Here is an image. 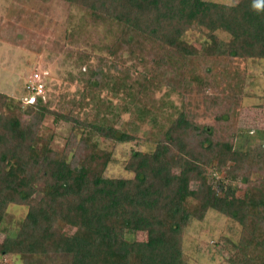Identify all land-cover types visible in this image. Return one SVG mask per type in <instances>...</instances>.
<instances>
[{
  "label": "trees",
  "instance_id": "16d2710c",
  "mask_svg": "<svg viewBox=\"0 0 264 264\" xmlns=\"http://www.w3.org/2000/svg\"><path fill=\"white\" fill-rule=\"evenodd\" d=\"M60 1L82 12L80 24L106 28L101 50L108 59L98 56L93 66L90 55L79 57L85 66L80 105H92L90 121L38 99L25 105L33 118L25 123L21 108L0 93V226L10 205L27 208L0 242V255L30 257V264H50L52 256L67 264H186L182 235L212 209L240 227L236 241L216 242L218 253L229 264H264V129L240 133L236 143L221 141L168 100L176 94L183 103L192 85L206 89L213 72L201 62L220 55L264 60V12L252 11L251 0ZM193 30L203 47L185 39ZM127 59L133 63L125 65ZM164 108L174 111L166 112L167 125L157 123ZM121 112L152 123L156 132L145 141L153 147L130 153L124 169L131 177H106L112 155L91 136L137 140L127 124L118 125ZM46 116L88 131L71 157L54 152L40 134ZM64 225L74 233L63 234Z\"/></svg>",
  "mask_w": 264,
  "mask_h": 264
},
{
  "label": "rangeland",
  "instance_id": "374dc122",
  "mask_svg": "<svg viewBox=\"0 0 264 264\" xmlns=\"http://www.w3.org/2000/svg\"><path fill=\"white\" fill-rule=\"evenodd\" d=\"M209 1L231 4L233 0ZM81 16L82 12L77 7L60 0H0V93L14 100L21 108V121H33L26 113L27 106L21 101L26 96L25 83L33 72L41 74L43 78L48 109L76 116L81 121L93 119L92 105H80L85 66L84 60L79 57L84 52L90 55L93 66L98 56L108 59L101 46L109 36L102 25L92 26L85 24L84 20L80 24ZM220 37L223 40L228 38L224 33ZM185 39L203 47L204 39L197 31L187 32ZM132 63V60L127 59L125 65ZM205 67H211L213 72L207 80L206 89H196L192 85V91L183 103L176 94H172L168 100L172 101L175 108L189 113L193 122L211 129L221 141L236 143L240 133L256 134V131L263 130L264 60L235 59L220 55L201 62L200 68ZM200 72L203 74V71ZM165 90L162 88L155 95L156 100L161 98ZM103 94L115 106L120 105L121 100L111 98L106 92ZM164 110L157 115V123L167 125L166 112L171 114L174 111L170 108ZM124 123L129 133L136 134L137 140L113 143L91 136L99 147L112 155V161L104 172L106 177H131L124 169L130 153L148 152L153 147V144L145 141L150 132H156L151 122L139 124L130 113L121 112L118 125ZM84 132L88 134L87 130ZM84 132L82 127H75L71 123L60 121L54 124L51 116H46L40 126V134L50 141L53 151H69L68 157L77 150ZM259 143L260 139L256 137L255 143L251 145L254 152L258 151ZM26 211L25 206L8 207L0 226V242L18 227ZM74 231L75 228L68 225L62 228L65 235H71ZM239 233L240 227L236 222L209 209L203 220H192L182 235L186 264H229L226 256L222 257L218 253L216 242L219 240L222 243V237L236 241ZM135 236L138 240L145 238L142 232L135 233ZM31 260L30 257L19 255H0V264H30ZM49 262L67 264L61 256H52Z\"/></svg>",
  "mask_w": 264,
  "mask_h": 264
},
{
  "label": "built area",
  "instance_id": "2783aa9c",
  "mask_svg": "<svg viewBox=\"0 0 264 264\" xmlns=\"http://www.w3.org/2000/svg\"><path fill=\"white\" fill-rule=\"evenodd\" d=\"M25 88L27 93L21 100L23 105L34 104L38 99L45 101L46 89L41 74L33 72L28 77Z\"/></svg>",
  "mask_w": 264,
  "mask_h": 264
},
{
  "label": "clouds",
  "instance_id": "9594fccd",
  "mask_svg": "<svg viewBox=\"0 0 264 264\" xmlns=\"http://www.w3.org/2000/svg\"><path fill=\"white\" fill-rule=\"evenodd\" d=\"M250 8L256 13L264 12V0H251Z\"/></svg>",
  "mask_w": 264,
  "mask_h": 264
},
{
  "label": "crops",
  "instance_id": "0c3cea01",
  "mask_svg": "<svg viewBox=\"0 0 264 264\" xmlns=\"http://www.w3.org/2000/svg\"><path fill=\"white\" fill-rule=\"evenodd\" d=\"M5 93H8V91H4Z\"/></svg>",
  "mask_w": 264,
  "mask_h": 264
}]
</instances>
